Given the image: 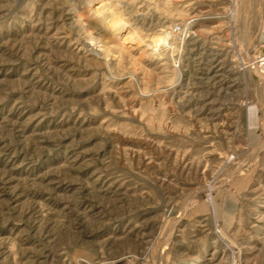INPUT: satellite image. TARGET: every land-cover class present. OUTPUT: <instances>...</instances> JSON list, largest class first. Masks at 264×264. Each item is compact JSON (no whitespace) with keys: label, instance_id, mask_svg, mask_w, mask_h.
<instances>
[{"label":"rangeland","instance_id":"1","mask_svg":"<svg viewBox=\"0 0 264 264\" xmlns=\"http://www.w3.org/2000/svg\"><path fill=\"white\" fill-rule=\"evenodd\" d=\"M76 1L0 0V264H264V0H108L111 75Z\"/></svg>","mask_w":264,"mask_h":264},{"label":"bare ground","instance_id":"2","mask_svg":"<svg viewBox=\"0 0 264 264\" xmlns=\"http://www.w3.org/2000/svg\"><path fill=\"white\" fill-rule=\"evenodd\" d=\"M77 1V6L74 5L72 8L76 21L71 22L75 26L76 31L66 28L68 30L66 35L70 36L74 43L78 45L79 49L82 51L85 50L88 54L102 59L108 68L107 72H110L109 75H111L113 71V60L118 57L119 49L124 50L128 49V46L129 48L135 45L139 46L142 43V38L138 33L132 34L133 32H130V30L124 33L121 38V32L125 27H129L130 23L123 18L118 7L113 6L108 0ZM191 21H187L186 28L191 24ZM186 28L185 30L181 29L183 34L186 32ZM126 43H129V45ZM142 46L144 47H142L141 53H145L146 49L161 53L160 50L164 47H169L176 51V47L179 45L175 41V38L169 37L167 34L161 35L153 33Z\"/></svg>","mask_w":264,"mask_h":264},{"label":"built area","instance_id":"3","mask_svg":"<svg viewBox=\"0 0 264 264\" xmlns=\"http://www.w3.org/2000/svg\"><path fill=\"white\" fill-rule=\"evenodd\" d=\"M179 27H177V30H180V29H178Z\"/></svg>","mask_w":264,"mask_h":264}]
</instances>
